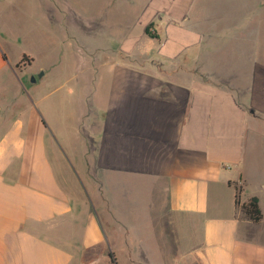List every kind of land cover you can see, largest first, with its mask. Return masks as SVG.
<instances>
[{"label":"crops","instance_id":"0c3cea01","mask_svg":"<svg viewBox=\"0 0 264 264\" xmlns=\"http://www.w3.org/2000/svg\"><path fill=\"white\" fill-rule=\"evenodd\" d=\"M61 1L87 46L116 33L113 57L29 71L70 84L67 120L1 36L41 24H0V264H264V0Z\"/></svg>","mask_w":264,"mask_h":264},{"label":"rangeland","instance_id":"374dc122","mask_svg":"<svg viewBox=\"0 0 264 264\" xmlns=\"http://www.w3.org/2000/svg\"><path fill=\"white\" fill-rule=\"evenodd\" d=\"M69 4H75L80 10L88 9L90 12L99 9V5L107 3L108 0H69ZM47 10V17L45 21L39 22L40 15L42 10H39V0H4L0 1V24H7L9 14H16V18L19 22L16 23V26L20 28L31 27L35 29L36 26L41 24V30L43 31L38 35H31L30 38L25 40H14L13 34L7 32V25L2 29L1 36L5 40L6 44L12 46L7 50L8 61L14 60V57L22 50L23 53L31 60V67L24 70V77L22 80L23 86L25 89L33 88L35 91L40 92L44 90L45 93H48L45 96V103L49 106H54V101H56L57 96L63 97V102L65 106V116L68 117L67 120H70L71 117V108L72 104V95L68 94L67 90L70 88L69 85L64 87H59V89L53 93H50L55 87H58L61 84V81L52 80L48 85L44 87L41 85L42 81H38L36 85H30L32 74L36 73L38 67H44L47 71V74L50 73H60V74H73L76 72H88V60L89 58L102 57L107 55L108 57H113L112 51L104 49L102 47L112 46L116 38H113L116 33L112 34V37L107 34L104 35L106 38L103 40L96 38L94 45H97L96 49L94 47L87 46L88 39L87 34L78 33L74 31L71 26L68 24L69 17H66L69 14L70 10L67 8L66 4L61 0H41ZM68 2V1H67ZM73 2V3H72ZM118 1H112V4L117 5ZM25 4V5H24ZM68 4V3H67ZM44 27L46 32H44ZM148 33L153 36L150 28ZM111 35V34H110ZM42 36L41 40L40 37ZM45 37V38H44ZM16 45V46H15ZM15 46V47H14ZM111 55V56H110ZM40 73V72H39ZM38 73V74H39ZM38 74L36 76L38 77ZM61 94V95H59ZM68 97H65V95ZM39 112L41 111V106L36 105ZM50 115H54L52 112ZM49 132L51 133L54 140H56V135L53 130L49 127ZM64 159L70 164L72 161H68L65 157L68 156L63 152ZM82 184L85 183L83 177H79ZM84 181V183H83ZM86 186V184H84Z\"/></svg>","mask_w":264,"mask_h":264},{"label":"trees","instance_id":"16d2710c","mask_svg":"<svg viewBox=\"0 0 264 264\" xmlns=\"http://www.w3.org/2000/svg\"><path fill=\"white\" fill-rule=\"evenodd\" d=\"M148 29L149 27L145 29V33L147 35H150L148 33ZM3 59L5 58L3 57ZM234 189H235V204L238 206L241 215L253 223L259 222V220L261 219V213L257 205V200L255 198H250L245 203L239 204L238 195L240 189H238L237 187H235Z\"/></svg>","mask_w":264,"mask_h":264},{"label":"water","instance_id":"95a60500","mask_svg":"<svg viewBox=\"0 0 264 264\" xmlns=\"http://www.w3.org/2000/svg\"><path fill=\"white\" fill-rule=\"evenodd\" d=\"M41 75H42V73H39V74H38V77H40ZM34 82H35V78L32 76V77H31V81H30V83H34Z\"/></svg>","mask_w":264,"mask_h":264}]
</instances>
